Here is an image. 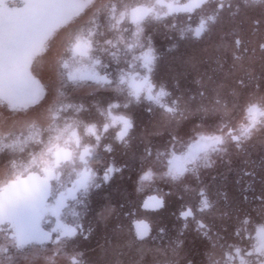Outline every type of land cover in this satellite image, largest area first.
<instances>
[{
  "label": "snow or ice",
  "instance_id": "snow-or-ice-1",
  "mask_svg": "<svg viewBox=\"0 0 264 264\" xmlns=\"http://www.w3.org/2000/svg\"><path fill=\"white\" fill-rule=\"evenodd\" d=\"M225 17L251 31H223L202 50L196 87L158 75L153 31L176 41L171 52L206 41ZM141 107L154 120L146 135L161 142H144L139 203L119 206L130 264H193L182 256L188 230L199 264H264V157L248 159L258 138L264 146V0H0V264H90L82 245L116 211L93 214L90 200L128 167L114 153L132 146ZM233 155L239 201L220 192L221 209L201 170L219 161L232 171ZM190 179L195 201L172 213L176 236L153 228Z\"/></svg>",
  "mask_w": 264,
  "mask_h": 264
},
{
  "label": "flooded vegetation",
  "instance_id": "flooded-vegetation-1",
  "mask_svg": "<svg viewBox=\"0 0 264 264\" xmlns=\"http://www.w3.org/2000/svg\"><path fill=\"white\" fill-rule=\"evenodd\" d=\"M240 22V19L230 20L225 17L221 21L218 32L214 33L206 41L181 42L179 47L173 49L171 52L167 51V49L175 44L176 41L166 38L163 29L153 31L154 46L158 49L160 54L158 75L161 78L169 80V77L176 75L174 73L178 69L177 66L172 64L171 60L173 55L180 54L182 57L181 62H183V59L185 60L186 57L185 52L189 50L192 52L194 51V55L197 56V60H199L203 55L202 50L205 47L222 43L219 37L223 35V31H236ZM248 27H244L242 33H249L250 28ZM179 66L182 67L183 65ZM198 68L201 69L199 72L205 70V66L203 65H198ZM197 78L195 77L194 79ZM185 80L186 77L180 80V82L183 81L184 86H187ZM136 116L138 127L135 133L136 139L132 142V146L128 149L118 147L114 153L117 165L127 164L128 167L125 169L122 176L117 174L109 184L105 185L100 190L94 191L90 200V210L93 214L106 205L116 210L110 218L109 227L107 229L103 227L99 228L92 237L82 245L86 252V258L90 264H116L117 261H119L120 264H130L133 259H138V257H135L134 251L125 246L126 242L132 238L129 233L130 220L122 214L119 206L121 204L130 206L132 203H139L143 194L136 193L135 180L139 170V157L143 150L144 142L151 139L152 143L156 145L161 141L159 137H149L146 135L147 132L151 131L154 120L142 107L136 109ZM239 163H242L241 158H239ZM219 165L218 161L217 164L209 170V173H202V170V183L200 186H207L212 198L214 200H219L220 207L223 209L224 200L218 193L226 192L230 201L238 203L242 185H237L235 183L238 172L229 173L227 175L221 174L219 173ZM242 166H240L239 169ZM213 177H215V179H213ZM225 177L227 178L225 179ZM258 181H260V178H255V183L253 185L257 192L259 191L258 184H261L260 182L258 183ZM161 186L164 187L165 190L168 188V185L162 184ZM196 187L197 184L190 179L188 181L187 191L182 187L173 189L174 193L183 195L184 200H178L176 195H173L170 198L172 201L170 206L163 210L159 216L151 218L153 220V228L165 227L168 230V234L175 237L182 225L172 213L176 212L182 203L195 201L194 189ZM217 223H219V221ZM184 248V257L191 259L193 264H199L203 249L195 232L188 230L185 233ZM146 259L150 260L151 257L148 256Z\"/></svg>",
  "mask_w": 264,
  "mask_h": 264
},
{
  "label": "rangeland",
  "instance_id": "rangeland-1",
  "mask_svg": "<svg viewBox=\"0 0 264 264\" xmlns=\"http://www.w3.org/2000/svg\"><path fill=\"white\" fill-rule=\"evenodd\" d=\"M258 8H259V6H257V9L255 11H253L251 14L252 15L257 14ZM240 21H241L240 24L237 26V30H236L237 32H242L243 31L242 29L244 27H248L249 26L248 28H250V22L247 19H244V20L240 19ZM250 31H251V29H250ZM194 54H195L194 51L192 52V51L187 50L185 52V56H186L185 60L186 61L183 59V62H181L182 57H181L180 54L172 56V60H171L172 64L177 66L178 69L174 73L176 75H172L171 77L168 78L169 81H171L172 78H174V77L178 78L179 80H182L184 77H186L185 81L187 83V86H190V87H193V88L196 87V85L194 84V81H195L194 78L198 77L197 74L199 73V70H201V69L198 68V70H197V69H194L191 66L192 63H195L196 61H198L197 60L198 57L195 56ZM179 65H183V66L180 67ZM252 70L254 71V74L257 77L260 75V73L262 71L261 66H260V64L258 62L255 64V66H254V68ZM181 85L184 86L183 81L181 82ZM249 153H250V155H249L248 159L251 158L250 159L251 161H256L257 163H259L261 158L264 157V146H262L261 140L259 138L255 141L253 146H250ZM239 158L242 159V157H237L235 155H233L231 157V161H232L231 162V169H232V171H228L229 165L227 163L219 162V164H220L219 165V168H220L219 169V173L227 175L229 173L232 174L233 172H239L238 169H239L240 166H242V163H239ZM227 159L228 158L226 157L225 160H227ZM210 169H203V172H202V170H201V172L202 173H205V172L209 173ZM257 171H259V168L257 169ZM256 178H260V176L257 175ZM259 182L260 181H258V183ZM258 188L260 190L261 184H258ZM182 256H184L183 253H182Z\"/></svg>",
  "mask_w": 264,
  "mask_h": 264
}]
</instances>
